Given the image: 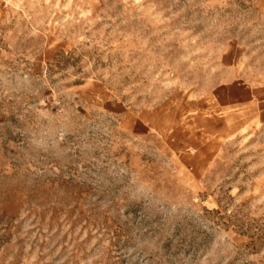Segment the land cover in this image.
Returning a JSON list of instances; mask_svg holds the SVG:
<instances>
[{
  "label": "rangeland",
  "instance_id": "rangeland-1",
  "mask_svg": "<svg viewBox=\"0 0 264 264\" xmlns=\"http://www.w3.org/2000/svg\"><path fill=\"white\" fill-rule=\"evenodd\" d=\"M0 264H264V0H0Z\"/></svg>",
  "mask_w": 264,
  "mask_h": 264
}]
</instances>
